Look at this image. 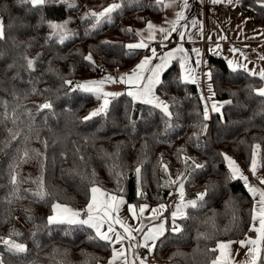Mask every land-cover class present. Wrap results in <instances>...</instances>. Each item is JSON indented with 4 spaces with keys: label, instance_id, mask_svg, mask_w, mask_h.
I'll return each mask as SVG.
<instances>
[{
    "label": "trees",
    "instance_id": "obj_1",
    "mask_svg": "<svg viewBox=\"0 0 264 264\" xmlns=\"http://www.w3.org/2000/svg\"><path fill=\"white\" fill-rule=\"evenodd\" d=\"M73 2L77 7L56 4L42 10L45 19L50 21H61L68 14L72 16L71 32L77 35L64 44L46 39L49 36L46 24L39 30L6 27L8 39L0 41V48L6 51V55L0 58V237L6 238L12 229H16L23 234L16 239L28 248L27 253L12 256L0 244L5 264L106 262L112 249L104 241L89 239L94 235L93 229L87 226H46L51 204L59 202L84 208L89 200L87 192L93 172L99 186L108 192L115 193L122 188L124 199L130 204L155 206L165 203L172 185H163L170 177L175 179L178 173L185 171L186 166L180 158L182 154H178L182 148L197 163L207 166L194 173L191 182L185 183V199H194L209 182L217 187L206 198L203 207L187 209L188 218L177 221L184 231L166 232L154 255L164 264H211L218 252L211 249L216 248L217 242L243 239L252 232L255 200L242 180L226 179L229 170L219 153L234 155L249 170L252 146L260 144L264 162V98L252 91L264 86V81L243 69L233 72L225 59L209 56V67L215 70L210 81L215 98L221 103L229 100L232 103H224L221 109L223 122L217 113L210 116L208 134L201 136V147H194L188 138L195 131L193 126L202 120L204 101L200 99L196 85L176 82L181 73L177 60L163 74V88L157 86L156 89L170 104L173 98L180 102L181 119L175 130L163 134L160 111L139 101L133 104L126 93L112 100L107 117L84 122L82 118L99 107L102 100L75 88L77 83L97 79L102 67L116 71L133 68L142 52L135 50L126 54L123 45L133 42L136 35L123 29L143 27L146 21H162L164 8L152 7L155 0H140L114 14L113 24L86 35L92 22L82 19L85 13L102 11L113 0ZM240 3L247 16L264 26V7L257 0H240ZM0 16L6 26L13 22L18 25L20 21L34 26L40 18L39 13L28 12L27 7L20 6L17 0H0ZM105 41L110 43H103ZM89 53L93 55L95 65L84 60ZM24 54L29 58L39 55L34 71L19 67L24 64L21 58ZM14 61L17 68L9 69L8 65ZM64 80H70L72 84H65ZM49 100L52 109L38 111L37 106ZM5 101L10 117L13 109L16 110V123L12 119L4 120ZM149 112L152 116H148ZM130 118L135 120V128L129 122ZM9 129L19 133V137L5 148ZM25 149L33 157L40 152L46 158H33L20 164L18 173L23 182L13 186L9 182L10 165L16 164ZM115 153L118 157L113 159ZM81 156L84 160L80 159ZM161 159L168 165L167 173L162 171ZM139 161L142 165H138ZM113 164L117 166L116 171L122 173L119 187L111 174ZM137 166H141L142 184L135 173ZM261 170L264 173V167ZM41 175L49 193L45 201L30 195L38 191V185L32 181ZM141 186L145 192L143 198L137 196Z\"/></svg>",
    "mask_w": 264,
    "mask_h": 264
},
{
    "label": "snow or ice",
    "instance_id": "obj_2",
    "mask_svg": "<svg viewBox=\"0 0 264 264\" xmlns=\"http://www.w3.org/2000/svg\"><path fill=\"white\" fill-rule=\"evenodd\" d=\"M140 0H113V3L109 4L107 7H104L102 11L96 12L94 10H89L85 13L82 19L92 22L91 29H87L85 34H91V32L98 31L104 25H109L114 23V14H119L126 7H130L133 4H138ZM212 4H220L227 2L229 4L238 3L239 0H210ZM261 7H264V0H257ZM17 3L20 6H26L28 12L30 13H39V20L33 26L27 24L23 21H20L17 25L16 22L8 24L7 26L4 23L2 17H0V41H7L8 36L6 33V27L8 29L14 27H34L39 30L42 25H47L51 30V34L46 38L50 42H59L64 44L67 40L71 39L73 36L77 35L74 32H71L68 29V24L71 23L70 20H65L61 23H55L50 20H46L43 15V9L48 5L64 4L68 8H75L77 5L73 0H17ZM156 8H171L173 6L179 7L182 10L175 12V19L172 21L165 20L166 24H170V28H165L163 26H156L151 21H146V32L147 37L144 36V33L140 30L127 28L123 29L125 32L134 33L136 36L141 37L140 42L130 43L123 45L127 49L126 54H132L137 49L148 48V42L156 38V33H160L165 40L173 32L179 31L178 25L180 27H187L186 24H181V21L187 20L185 16L186 9L189 8V0H179V3L176 0H170L169 3L165 4L164 0H155L154 4L151 5ZM191 25L196 27L198 21H191ZM202 31V25H201ZM181 40H184L186 37L191 39L192 35L187 32H179ZM226 37H220V39H225ZM211 39V37H208ZM15 43V41H13ZM110 43V42H103ZM29 46L31 41L28 42ZM166 45H162L164 47ZM220 45L217 43L215 47H210V51L217 53ZM196 53L195 67L189 64V57L186 53V50L182 45L178 46L172 51L163 53L162 55L157 54L155 48L151 49V56H145L139 64L131 71V73H124L118 77H113L112 75H107L100 80H88L83 83L77 84V88L81 89L86 93H92L96 96L98 100H102V103L99 107L93 109L89 114L82 118L84 122L90 121L96 117H107L109 112V105L112 103L116 97L122 95L123 93L119 92H107L104 91V85L106 83H122L129 85L127 95L131 97V102L134 104L137 101L151 105L153 108L158 109L161 113V120L164 125L163 134H167L170 131L175 130L179 127V121L181 119V111L179 109L180 102L176 98L172 99L171 104L161 99L160 96L155 94L157 86L163 88L164 81L161 79L162 74L165 69L168 67L172 60L177 59V54L179 55V65L181 73L178 77L177 83H194L198 87L200 85V74L198 69L202 63L200 59V49H192ZM232 52H239L237 48L230 49ZM6 55V51L0 48V58H3ZM243 55V53H241ZM21 58L24 61L23 65L19 67L25 68L30 71H34L36 64L39 60V55L35 58H29L26 54L22 55ZM85 61L89 62L92 65H95L96 62L93 59V55L89 53L83 57ZM244 59L247 60V57L244 56ZM260 60H264V55L259 57ZM153 60H158V63L153 64ZM207 68L203 72V77L207 81L213 80L214 69L207 66V62H203ZM228 67L233 71L242 68L246 73L251 76L258 77L261 81H264V67H261L257 72L254 69H249L247 64H242L239 61H234L232 59H227ZM9 69L17 68V63L14 61L12 64L8 65ZM150 73L145 77L144 73ZM15 78V77H14ZM65 84L71 85L72 81L64 80ZM35 91V89H33ZM252 91L255 95L264 98V86L260 88H254ZM208 92L209 96L205 97L203 94L200 99L204 101V108L202 112V120L198 122L193 127L195 131L193 135L189 137V142L192 143L194 147H201V136H207L208 134V121L210 120V111L212 113H217L220 115L221 122H223L224 114L221 109L224 107L223 103H218L213 101L209 106L208 101L215 96L213 91L212 83H208ZM235 95V94H233ZM224 103L231 104L232 101H226ZM38 111H43L45 109H52V102L46 101L43 104L37 106ZM3 117L4 120L12 119L13 123H16V110L13 109L12 116L8 114V103L5 101L3 103ZM29 118L32 119L31 113H28ZM198 115H200L198 113ZM148 116H152V112L148 113ZM143 118V117H142ZM133 128H135V120L130 118L129 121ZM9 139L4 142V147H10L13 140L18 139L19 133H14L11 129L8 130ZM243 143V142H242ZM45 148H47V141L44 142ZM261 145L254 144L251 151V163L250 171L253 176L257 175L258 169L264 167V162L260 158ZM178 154L182 159V162L185 164V171L178 173L175 179H171L169 174V180L163 186L175 185L177 187L179 202L175 205V210L171 212L170 222L167 218L164 217V212L167 211V206L164 203H160L157 208L151 209L152 215L148 217L152 222L159 221V223H152L151 226H146L143 224L144 213L148 210L149 206L147 204L140 205H128V210L131 213L133 219L140 221V227H133L127 223V221L121 218L118 213L120 208L125 205V199L123 195V189L120 188L118 192L111 193L99 186V182L95 179V172L92 173V179L89 180L90 187L88 189L87 195L89 196L88 203L86 207L82 210L74 209L67 204H62L55 202L51 204V215L47 217L46 226L51 225H68L72 226H87L90 229L94 230V235L90 236V240H99L106 242L112 249V254L108 260V264H148V257H142L136 254V249L144 248L151 255L154 250L158 248V243L162 244V237L165 236V233L170 231L171 233H181L184 231L181 224L177 223V220H184L188 218L187 209H196L203 207L207 203L208 197L211 196L215 188L217 187L214 183L209 182L205 185L203 191H200L196 194L194 199H185V183L191 182V179L197 171H203L207 166L205 164L197 163L192 157L188 156L185 153V150L182 148L178 150ZM224 161L227 162V167L229 170V175L226 179L235 180L240 179L244 181V184L253 196L255 203L252 210V221L253 225L250 231H255L257 237L251 239L246 237L244 240L239 241L241 247L247 248L245 260L240 261L239 264H264V189L259 187L252 186L249 183L248 177L243 174L240 169V166L237 162L229 155L225 153H219ZM44 157L43 153L36 152L33 157L30 155L29 151L25 149L22 155L18 156L17 162L15 165H10V183L13 186L18 185L23 182L18 173L20 164L27 163L30 159ZM118 157V153L113 154V159ZM46 158V157H44ZM81 160H84V157H80ZM189 161L191 164L189 165ZM138 165H142V161L138 162ZM162 171L165 173L168 172V165L163 163L161 159ZM116 165L112 166V176L116 178L118 187L119 181L122 178V173L116 171ZM44 163L41 159V169L43 171ZM135 173L138 180L142 184V170L141 166L135 168ZM38 185V191L30 193V195L36 197L40 201H45L49 196V193L45 189V180L43 175L37 178V180L32 181ZM260 183L264 184V178H260ZM18 190L13 192V195H16ZM137 196L143 198L145 192L141 188L137 190ZM138 207V211H137ZM31 219V217H29ZM235 220V217H233ZM166 224L168 227H166ZM258 224V227L256 226ZM116 225L123 230L117 231ZM106 226V230H105ZM139 234L140 239H137ZM23 234L16 230L12 229L8 236L0 237V244L4 246V250L12 256H18L28 252L27 246L19 242L16 238L21 237ZM33 238H35L36 233H32ZM128 241V248L124 247V241ZM233 241L228 242H217L216 248L211 249V251L219 252V255L211 261V264H230L232 261V252L231 244ZM119 244L121 247L117 248L116 245ZM131 250L132 258L129 259L128 251ZM175 255H180L176 253ZM0 264H5V259L3 253H0Z\"/></svg>",
    "mask_w": 264,
    "mask_h": 264
},
{
    "label": "crops",
    "instance_id": "obj_3",
    "mask_svg": "<svg viewBox=\"0 0 264 264\" xmlns=\"http://www.w3.org/2000/svg\"><path fill=\"white\" fill-rule=\"evenodd\" d=\"M170 0H164V3H169ZM177 3H179V0H176ZM227 5L228 6V12L227 13H220L218 12V8L221 6ZM182 9L176 6H173L171 8H164V19L159 22L151 21L156 26H163L165 28H170V24H166L165 20L172 21L175 19V12L181 11ZM217 10V11H216ZM185 16L187 17V20L181 21V24H186L187 27H180L177 26L179 31L171 33V35L168 37L167 40L163 38V36L160 33H156V38L148 42V48L144 49H138L142 52V57L139 60L137 64L140 63V61L145 56H151V49L157 46V54L162 55L163 53H167L169 51L174 50L178 46L182 45L184 49L186 50V53L189 57V64L193 67H195V60H196V53L192 51V49H200V59L202 61L198 73L200 74V85L199 87L196 85L197 89L199 90L200 94L204 95L205 97L209 96L208 92V83L210 81H207L203 77V72L207 70L204 61L207 62V66H209V56L213 57H219L225 59H232L234 61H239L242 64H247L249 69H254L257 72L261 67H264V60L259 59V55H264V26L261 24L256 23L252 18L248 17L244 11V9L241 7L240 0L238 3L229 4L227 2L220 3V4H212L210 0H189V8L184 10ZM1 17V16H0ZM196 20L198 21V25L196 27H193L191 25V21ZM201 25H202V31H201ZM136 30H140L144 33V36L147 37L146 32V25L140 28H136ZM179 32H187L192 35V38H185L184 40H181ZM208 37H211V39H208ZM220 37H226L225 39H220ZM141 37L136 36V43L140 42ZM219 44V50L217 53H213L210 51V47H215L216 44ZM162 45H166L162 47ZM237 48L240 51L239 52H232L230 49ZM243 53V55H241ZM179 55L177 54V60L179 62ZM244 56L247 57V60L244 59ZM172 60L166 70L171 66V64L175 61ZM158 60H153V64L158 63ZM136 64V65H137ZM136 65L126 71H112L109 74L101 75L98 79H89V80H100L103 77L107 75H112L113 77H118L120 75H123L124 73H131V71L136 67ZM242 69V68H240ZM163 73V74H164ZM150 73L145 72L144 75L147 77ZM162 74V76H163ZM161 76V79H162ZM88 81V80H83ZM81 82V83H83ZM129 89V85L122 84V83H106L104 85V91L107 92H119V93H126ZM81 90V89H80ZM155 94H158L155 90ZM162 99V98H161ZM215 101L218 103H221L217 101V99L212 97L211 100L208 101L209 106L211 103ZM125 205H123L118 215L125 219L127 223L131 226L140 227V221L133 219L131 216V213L128 210V205H133L125 201ZM146 204V203H143ZM148 210L144 213V219L143 224L146 226H151L152 223H159V221L152 222L148 217L152 215L151 209L157 208L158 206L149 205ZM86 207V206H85ZM84 207V208H85ZM74 209L82 210L84 208H76L72 207ZM138 211V207H137ZM258 227V224L256 225ZM117 231H123L119 225H116ZM166 227L168 225L166 224ZM106 230V226H105ZM137 235V239H140L139 234L134 233ZM246 237H249L251 239H255L257 237V233L255 231H252L248 233ZM245 237V238H246ZM243 238V240L245 239ZM241 240V239H237ZM117 248L121 247V245L117 244ZM124 247L128 248V241H124ZM141 248L136 249V254L138 255V250ZM231 252H232V261L230 264H239L240 261L245 260L247 248L241 247L239 241H235L231 244ZM129 259L132 258V252L131 250L128 251ZM217 255H219V252H217ZM111 257V256H110ZM148 260L150 259L149 254H147ZM155 257V255H154ZM110 259V258H109ZM108 259V260H109ZM156 259V257H155ZM108 260L101 264H108ZM157 260V259H156ZM151 262L150 260L148 263ZM158 262V263H157ZM157 262H151L156 264H164L157 260ZM138 264V261H137Z\"/></svg>",
    "mask_w": 264,
    "mask_h": 264
},
{
    "label": "rangeland",
    "instance_id": "obj_4",
    "mask_svg": "<svg viewBox=\"0 0 264 264\" xmlns=\"http://www.w3.org/2000/svg\"><path fill=\"white\" fill-rule=\"evenodd\" d=\"M73 1H75V0H73ZM77 1V0H76ZM249 17V16H248ZM251 18V17H250ZM72 16L71 15H67L64 19H62L61 21H58V22H55V21H52V22H55V23H61V22H63V21H65V20H70L71 22H72ZM256 22V21H255ZM257 23V22H256ZM259 24V23H258ZM68 29L71 31V23H69L68 24ZM51 34V30L49 29V31H48V35H50ZM131 43H136V39L133 41V42H131ZM156 48H157V46H155ZM154 47V48H155ZM138 50V49H137ZM139 51V50H138ZM141 52V51H140ZM259 56H261V54H258ZM102 68H104V67H102ZM101 69V68H100ZM106 69H108V68H106ZM109 70V72L111 71H116V70H110V69H108ZM110 72V73H111ZM101 73V72H100ZM101 75H105V74H103V73H101ZM101 75L99 76V77H101ZM98 77V78H99ZM97 78V79H98ZM87 80H89V79H87ZM81 82H83V81H81ZM78 84V83H77ZM75 88H77V86L75 87ZM77 89H79V88H77ZM156 95H158V96H160L159 94H156ZM161 97V96H160ZM162 98V97H161ZM163 99V98H162ZM223 104H224V102H222ZM213 115V113L210 111V116H212ZM227 155H229V156H231L236 162H237V164L240 166V169H241V171L243 172V174L245 175V176H247L248 177V180H249V183L252 185V186H255V187H259V188H261V189H264V184H261L260 183V178H264V173L262 172V170H261V168H259L258 169V172H257V175L256 176H253V174L251 173V171H250V169L249 170H246L242 165H241V163L239 162V160L234 156V155H232V154H230V153H227ZM260 158H261V152H260ZM226 164H227V162H226ZM243 181V180H242ZM244 182V181H243ZM172 190L170 191V193L168 194V195H170V194H178V191H177V187L175 186V185H172V188H171ZM168 197V196H167ZM167 199V198H166ZM143 204V203H142ZM166 206H167V204H166V201H165V203H164ZM138 206V205H137ZM155 206H158V205H155ZM167 209H168V206H167ZM175 210V207L170 211V214H171V212L172 211H174ZM187 211V210H186ZM52 214V213H51ZM164 217L165 218H167V220L170 222V220H171V218H168L167 217V215H166V211L164 212ZM178 221V220H177ZM243 239H241V240H235V241H242ZM233 242H234V240H232ZM222 242H228V241H222ZM2 245V244H1ZM141 251L142 252H144V253H146V254H149L148 253V251L146 250V249H144V248H141V249H139L138 250V255L139 256H142L141 255ZM149 256H150V261L151 262H157V260L155 259V257H154V252L150 255L149 254ZM142 257H144V256H142ZM148 260V261H149ZM151 262H149L148 264H156V263H151ZM158 263V262H157Z\"/></svg>",
    "mask_w": 264,
    "mask_h": 264
},
{
    "label": "built area",
    "instance_id": "obj_5",
    "mask_svg": "<svg viewBox=\"0 0 264 264\" xmlns=\"http://www.w3.org/2000/svg\"><path fill=\"white\" fill-rule=\"evenodd\" d=\"M228 9H229L228 6L224 5V6L219 7L217 10H218V12L223 14V13H227ZM155 49H157V48L155 47ZM100 72L105 74V75L110 73L109 70L106 69V68H101ZM178 202H179V195L178 194H170V195H168V197L166 199V204L168 206V214H167L168 218H171L170 211L175 207V205ZM141 255L144 256V257H147V254L142 252V251H141Z\"/></svg>",
    "mask_w": 264,
    "mask_h": 264
},
{
    "label": "bare ground",
    "instance_id": "obj_6",
    "mask_svg": "<svg viewBox=\"0 0 264 264\" xmlns=\"http://www.w3.org/2000/svg\"><path fill=\"white\" fill-rule=\"evenodd\" d=\"M217 11V10H216ZM111 72V71H110Z\"/></svg>",
    "mask_w": 264,
    "mask_h": 264
}]
</instances>
